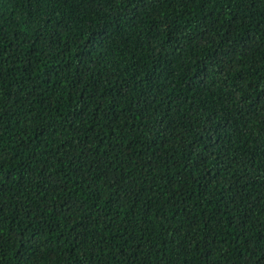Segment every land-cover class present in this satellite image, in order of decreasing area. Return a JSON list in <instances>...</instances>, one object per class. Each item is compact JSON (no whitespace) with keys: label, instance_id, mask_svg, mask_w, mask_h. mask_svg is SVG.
I'll use <instances>...</instances> for the list:
<instances>
[{"label":"trees","instance_id":"trees-1","mask_svg":"<svg viewBox=\"0 0 264 264\" xmlns=\"http://www.w3.org/2000/svg\"><path fill=\"white\" fill-rule=\"evenodd\" d=\"M0 264H264V0H0Z\"/></svg>","mask_w":264,"mask_h":264}]
</instances>
